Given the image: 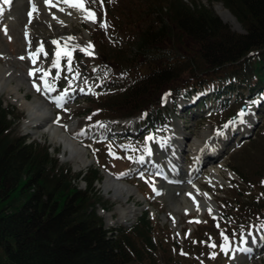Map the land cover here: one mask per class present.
Segmentation results:
<instances>
[{"label":"rangeland","instance_id":"1","mask_svg":"<svg viewBox=\"0 0 264 264\" xmlns=\"http://www.w3.org/2000/svg\"><path fill=\"white\" fill-rule=\"evenodd\" d=\"M194 1L211 8L232 31L244 32L238 19L231 17V11L223 3L213 2L214 0ZM168 2L169 0H103L101 7L100 0H87V7L97 15L96 22L91 25L86 21H73L69 33L80 41L78 45L72 46L68 43L66 46V41L57 36L59 28L46 11H35L30 18L28 13L32 9L26 11L27 7L18 5L19 8L13 14H16L15 17L9 13L7 16H0V66L12 69L13 85H17V79H23L20 91L23 95L26 94L29 102L35 98L50 102L54 111L50 125H59L61 130L68 131L81 146L90 151L88 160L93 162L87 168L78 170L71 160L65 159L63 147L53 145L47 134L33 135L31 125L25 126L29 121L27 111L14 103V95L9 96L7 91L0 93V102L14 111L10 119L18 136H25L29 142L46 143L60 164L68 166L74 172H82V176L94 167L101 170L102 180L93 183L91 189L101 196L102 202L97 205V211L104 218L107 228L130 227L142 213L149 212L154 226L158 264H236L237 257L246 261L241 264H264V239L259 245L255 241V236L264 232V222L259 219L262 213L245 217L244 222H239L238 226L234 224L233 227H230V221L223 219L230 213L232 215L229 219H239L238 204H253L258 196L256 190L250 191L249 188L261 190L264 177V89L255 94L246 90L244 93H227L218 101L211 97L209 91L199 96L193 95L190 100H186L184 96L166 99L163 116L155 123L151 120L147 122L141 115L126 119L106 117L100 109L107 96L122 92L134 79L130 72H120L121 64L111 60L112 53L121 51L126 63L130 47L135 46L146 24L155 18V10L168 9ZM2 7L3 2L0 0V8ZM56 11L59 12L53 7L52 12ZM102 24L107 27H102ZM28 27H32V37L24 34V29ZM55 40L64 47H58ZM38 43H43L45 48L39 52V62L36 64L48 67L45 78L53 89L50 94L36 90L33 83L36 80L40 83V76L29 75V68L35 64L21 59L25 52L29 53L30 45ZM163 43L159 41V44ZM89 44L92 45L91 48H88ZM184 47L196 55V44L186 41ZM57 51L61 52L59 68L53 66ZM65 52L70 53V60L68 55H64ZM88 52L91 54H87ZM176 52L183 54L179 50ZM100 53L103 56H99ZM28 58L30 60L29 56ZM102 91L105 94L102 95ZM243 105L246 106L244 111ZM241 112L244 113V121L237 120L241 117ZM232 117H236V121ZM250 119L255 122L249 134L232 135L233 138L238 136L240 139L218 156L208 158L199 172L191 177L190 168L197 162L189 151L191 142L200 138L202 132H208L209 137H217L228 127L243 131ZM175 131L180 133L182 141L185 140L184 151L181 153L183 169L175 177L171 168L169 170L167 167L165 171L171 176V182L167 183L162 174L154 168L153 171L150 170L152 166L141 160L148 154L160 159L173 156V149L178 141H173L174 144L167 143L166 146L162 142ZM252 133V138L247 139ZM201 140L196 148L209 142L204 137ZM241 140L242 144L238 145ZM209 153L205 158L211 155ZM167 164L169 165L168 161H162L159 169ZM220 164L224 168L216 170L222 173L224 182L218 181L217 186L202 182L210 169L217 168ZM229 171L233 176L227 175ZM108 176L126 181L137 188L138 193L133 190L135 194H130L129 198L117 197L113 192L106 193L104 183L110 179ZM186 177L191 179V183L186 182ZM194 183H200L202 191L213 196L217 207L216 216L205 211L203 218L197 222L193 214L172 213L170 198H179L180 194L176 191L179 189L187 194ZM78 185L83 190L88 187L87 182L81 178ZM172 188L176 189L171 190ZM170 191H174V194ZM187 197L191 198L190 195ZM133 208L138 211H130ZM129 211L133 218H130ZM245 246L247 248L243 251ZM247 249H251L250 253H244Z\"/></svg>","mask_w":264,"mask_h":264},{"label":"trees","instance_id":"2","mask_svg":"<svg viewBox=\"0 0 264 264\" xmlns=\"http://www.w3.org/2000/svg\"><path fill=\"white\" fill-rule=\"evenodd\" d=\"M215 1L244 32L232 31L204 4L169 0L168 9L155 10L126 63L121 51L112 53L120 72L134 79L107 96L100 107L104 116L141 115L155 123L167 100L177 96L209 91L220 100L228 92L264 89V0ZM186 41L196 44V55L184 47ZM13 113L0 102V264H158L149 212L130 227L107 228L97 211L101 196L91 189L102 180L101 170L82 176L60 164L46 143L15 133ZM80 178L87 189L79 187ZM249 190H256V202L238 204L239 219L224 216L230 227L257 212L264 222V177L261 190Z\"/></svg>","mask_w":264,"mask_h":264},{"label":"bare ground","instance_id":"3","mask_svg":"<svg viewBox=\"0 0 264 264\" xmlns=\"http://www.w3.org/2000/svg\"><path fill=\"white\" fill-rule=\"evenodd\" d=\"M2 2H3V0H2ZM53 3L56 4L57 10H59V12H61V13H59L58 11H56V13L52 12L53 7L48 6L45 3V0H11L10 5H6L3 3V7H2L3 13L2 14L6 15L7 13H9L10 15H13L14 12H16L15 10L18 7V5H21V6L23 5L25 8L27 7L26 11H29L30 9L33 8V5H35V7L37 9L36 12L43 10V11H46L47 13L50 14L51 19L57 24V26L59 28L57 36L62 37V40L66 41V44H65L66 46H67V43L69 46L78 45L77 43H79L80 40H78L77 38H74L69 33V30H71V23L73 21H76V22L77 21L78 22L86 21V22L90 23L91 25H94V23L91 22L90 20H86L84 18L85 13L77 10L76 8L69 7L67 4H64L62 2V0H59V2H57V0H53ZM85 7L88 8L87 3L85 5ZM61 9H63V10L61 11ZM227 12H229V10ZM2 14H0V16ZM9 14H7V15H9ZM229 14L235 20V17L233 16V14L230 12H229ZM15 15H13V16L15 17ZM35 16H36V14H35ZM8 19H10V18H8ZM49 21H50V19H49ZM33 26H34V24H33ZM31 28L32 27H28V28L24 29L25 30L24 31L25 36L32 37V29ZM69 38H71V39H69ZM55 42H58V41L55 40ZM41 45L43 46V48H45L43 43H38L35 46L30 45L29 49H28L29 53L25 52L23 59L25 61H28V62L33 64L34 63L33 58H32L33 53L38 52L41 48ZM56 45L58 47H64V46H62V43H60V42L56 43ZM28 56L30 57V60H28L29 59ZM36 62H39V55H37L35 58V63H34L35 66L29 68V70L31 72H33L34 75L37 74L40 76V83H38L36 78H34V80H36V81H35V83H33V85H36V87H35L36 90H37V87H39V89H40L39 91H42V92L46 91L47 94H50V92L53 89H52V87H50L47 84L48 83V81L46 80L47 76L45 78V75H44V73L48 72V67L40 66L39 64H36ZM12 75H13L12 69L10 70V69H6V67L0 66V93H5L7 91L9 96L14 95L15 96L14 97L15 98L14 103H16L21 109H25L27 111L29 121L27 122V124H25V126L30 127L29 125H31L33 135L43 136V135L47 134L53 145L63 147V153H64L63 157H65V159H67V160H71L78 170H80L82 168H87L93 162L90 158L89 159L91 160V162H89V160H88L90 151L88 149H85L83 146H81L80 142L78 140L74 139L68 133V131H66L64 129L61 130L59 125H57V126L50 125V122H51L50 120L53 119V117H54V111L51 108L50 102L42 101L38 98H35L34 101L29 102L26 99V96H25L26 94L23 95V93L20 91V86L23 85V81H22L23 79L22 78L17 79L16 80L17 85H13V83H12L13 78L11 77ZM24 82H25V79H24ZM46 84L51 90H46ZM57 100L60 101V99H57ZM55 101H56V99H55ZM238 120L244 121L245 120L244 115L241 116ZM247 122L249 124H247V128L244 129L243 131H241V130L238 131L237 128L228 127L225 131L220 133L217 137H209L210 135L208 134V132H202L200 134V138H196L193 142H191V145L189 146L190 147L189 151L193 153L195 160H197L194 167H191V168L189 167L191 169V173H190L191 177L194 176L195 174H197V172H199V169L202 167V164L207 163L208 158L211 159L214 156H218L222 151H224L226 148H228L229 145L236 142L239 138L238 136H244V135L249 134L253 129L255 120L250 119V121H247ZM232 132H234V134H232ZM235 133L238 136L233 138L232 135H235ZM203 137H204V140L209 141V142L207 145H202L201 148L197 147L198 148L197 149L196 146H198L201 143V141H202L201 138H203ZM185 138H186V136H185ZM173 141L174 142L178 141V145H179V146L175 145V148L173 149L175 151V153L173 156L168 155V156H165V158L160 159L159 157L158 158L151 157V155L148 154L144 157L145 159L141 160V162H145V164H146V161H147V163H149L150 166H152L150 170L153 171V168H154V170H156L160 174L163 172H164V174H167L165 169L167 167H168V169L171 168V171L173 172L174 176L177 177L179 175L180 171H182V169H183L181 153L184 151L183 146L185 144L184 143L185 140L182 141V138L180 137V133H177L175 131V132H173V134H170L168 136L166 141L162 142V145L166 146L167 143H173ZM213 141H215V142H213ZM207 153H209L211 155L208 156L207 158H205V156L208 155ZM157 159H158V161H157ZM162 161H165V162L168 161L169 165L167 164L166 167H163V168L161 167L159 169V163H161ZM222 168H224V166H222V164H220L217 168H211L209 171V174L205 176V178L202 180V182H210L214 186H217L218 181L224 182L225 178L223 177L222 173H220L218 170H216V169H219L221 171ZM227 175L233 176L232 172H230V171L228 172ZM108 177H110V179L107 181L105 180L106 182L104 183L105 184L104 190L106 191V193L109 194L110 192H113L114 193L113 195H115L117 197L126 196L127 198L130 197V194L134 193L133 190H136L135 192L138 193L137 188L132 187L131 185H129V183L127 184L126 181L117 179L113 176L112 177L108 176ZM165 179H166L167 183L171 182L170 176L166 177ZM186 182L191 183V179L187 178ZM175 189L172 188L171 190H175ZM176 191H178V193L180 194L179 198H177L176 195H175L176 196L175 198L174 197L170 198V206L172 209V213L174 215L179 214L180 212H184L186 214H193L196 216L194 220H196L197 222H199L203 218L202 216H204L203 214L205 213V211H209L213 216H216L217 207H216V203L213 199V196L211 194L203 192L200 183H194L193 185H191L190 189H188L187 194L185 191H181L180 189L176 190ZM173 192L174 191H172L171 193H173ZM188 195L191 196L190 199L187 197ZM175 200H176V202H175ZM132 210H134L136 212L137 209L133 208L130 211H132ZM130 211H129L130 218H133V216L131 217ZM263 239H264V232L259 233L255 236V241H257V245L261 244V241ZM246 248L247 247L245 246L243 248V251ZM244 253H250V252H244ZM237 260L238 261L236 262V264H241L242 262L243 263L246 262L244 260H241L239 257H237Z\"/></svg>","mask_w":264,"mask_h":264},{"label":"snow or ice","instance_id":"4","mask_svg":"<svg viewBox=\"0 0 264 264\" xmlns=\"http://www.w3.org/2000/svg\"><path fill=\"white\" fill-rule=\"evenodd\" d=\"M57 2H59V0H57ZM62 2H63L64 4H67L69 7L76 8L77 10H79V11L85 13L84 18H85L86 20H90V21L93 22V23L96 22V14H95V12H93V11H91L89 8H86V7H85V5H86V3H87V0H62ZM93 2H95V0H93ZM3 3L6 4V5H10V4H11V0H3ZM45 3H46L48 6H50V7H56V4L53 3V0H45ZM100 4H101V7H102V6H103V0H100ZM62 10H63V9H61V11H62ZM35 11H37V9H36L35 5H33L32 11H30V12L28 13V15H29L30 18L32 17L33 12H35ZM2 13H3V8H0V14H2ZM54 18H55V17H54ZM101 26H102V27H105V28L107 27L106 24H102ZM69 39H71V38H69ZM54 43H58V42H54ZM91 47H92V45L89 44V45H88V48H91ZM42 50H43V46L41 45V48H40L39 51H42ZM39 51L36 52V53H33L32 58H33V62H34V63H35V58H36V56L39 54ZM85 51H87V50H85ZM87 54L90 55L91 53L88 52ZM64 55H68V56H69V60L71 59V55H70L69 52H65ZM60 56H61V52H60V51H57V53H56V57H57V59H56V61H55L54 64H53L54 67L59 68V58H60ZM21 59H23V57H21ZM29 75H34V73H33V72H30ZM44 75L46 76L47 73H44ZM42 78H43V77H42ZM34 87H36V85H34ZM37 90H38V91L40 90L39 87H37ZM46 90H51V89L47 86V84H46ZM62 98H63V97H61V99H62ZM239 115L243 116L244 113L241 112ZM149 139H151V137H149ZM210 211H211V210H210ZM212 246L215 247V245H212Z\"/></svg>","mask_w":264,"mask_h":264},{"label":"water","instance_id":"5","mask_svg":"<svg viewBox=\"0 0 264 264\" xmlns=\"http://www.w3.org/2000/svg\"><path fill=\"white\" fill-rule=\"evenodd\" d=\"M242 109L243 110H245L246 109V106L245 105H243V107H242ZM232 120H236V117H232ZM254 134L252 133L247 139H250V138H252V136H253ZM242 142H243V140H241L240 142H238L237 144L238 145H241L242 144ZM221 159V158H220ZM217 161H219V160H217Z\"/></svg>","mask_w":264,"mask_h":264}]
</instances>
